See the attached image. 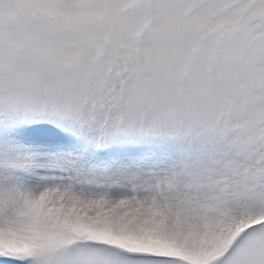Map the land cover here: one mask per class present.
I'll return each mask as SVG.
<instances>
[{"label":"snow or ice","instance_id":"6c2138e0","mask_svg":"<svg viewBox=\"0 0 264 264\" xmlns=\"http://www.w3.org/2000/svg\"><path fill=\"white\" fill-rule=\"evenodd\" d=\"M0 264H264V0H0Z\"/></svg>","mask_w":264,"mask_h":264}]
</instances>
